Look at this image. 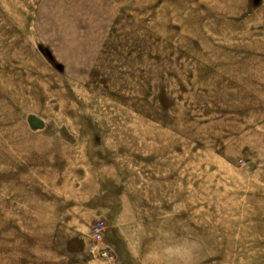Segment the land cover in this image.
<instances>
[{
  "label": "rangeland",
  "instance_id": "rangeland-1",
  "mask_svg": "<svg viewBox=\"0 0 264 264\" xmlns=\"http://www.w3.org/2000/svg\"><path fill=\"white\" fill-rule=\"evenodd\" d=\"M0 264H264V0H0Z\"/></svg>",
  "mask_w": 264,
  "mask_h": 264
},
{
  "label": "water",
  "instance_id": "water-1",
  "mask_svg": "<svg viewBox=\"0 0 264 264\" xmlns=\"http://www.w3.org/2000/svg\"><path fill=\"white\" fill-rule=\"evenodd\" d=\"M27 122L31 130L33 131H42L46 128V123L43 119L36 115H29Z\"/></svg>",
  "mask_w": 264,
  "mask_h": 264
},
{
  "label": "built area",
  "instance_id": "built-area-1",
  "mask_svg": "<svg viewBox=\"0 0 264 264\" xmlns=\"http://www.w3.org/2000/svg\"><path fill=\"white\" fill-rule=\"evenodd\" d=\"M105 229L103 222H97L93 228H92V237L94 240H96L97 243H100L102 241L103 237V231ZM102 255L108 256V252L104 251L102 252Z\"/></svg>",
  "mask_w": 264,
  "mask_h": 264
},
{
  "label": "clouds",
  "instance_id": "clouds-1",
  "mask_svg": "<svg viewBox=\"0 0 264 264\" xmlns=\"http://www.w3.org/2000/svg\"><path fill=\"white\" fill-rule=\"evenodd\" d=\"M197 248V245L193 243L188 249L185 251V258L186 259H191L193 251Z\"/></svg>",
  "mask_w": 264,
  "mask_h": 264
}]
</instances>
